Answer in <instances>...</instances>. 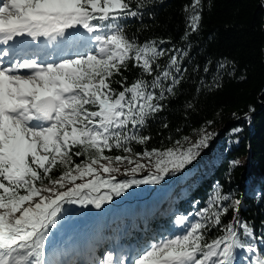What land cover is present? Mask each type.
Wrapping results in <instances>:
<instances>
[{"label":"snow or ice","instance_id":"1","mask_svg":"<svg viewBox=\"0 0 264 264\" xmlns=\"http://www.w3.org/2000/svg\"><path fill=\"white\" fill-rule=\"evenodd\" d=\"M199 4L200 0H193L192 8L197 9ZM129 15H137L131 0L0 3V45L5 46L0 48V264H46V238L64 204L101 208L113 195L120 196L133 185L158 183L169 172V165L173 171L182 169L192 163L202 147H207L211 134L202 135L186 149L177 141V147L135 153V159L131 155H104L105 150L113 148L131 153V141L145 143L149 139L129 134V126L142 127L150 115L162 109L158 102L165 91L161 79L171 76L165 69L151 83L137 78L126 85L124 77L119 81L122 90L111 87V78L121 68L127 69L129 60L133 67L151 76L153 65L160 67L157 58L165 54L155 41L139 45L118 25L107 23ZM199 21V12L194 11L189 17L193 32ZM77 26L94 34L95 48L87 54L47 62L39 52L17 51L15 41L19 37L67 40L72 38L66 35L67 30ZM177 64V57L171 56L168 68ZM174 83L179 81L174 79ZM157 88L161 89L159 95L154 91ZM166 90L173 89L170 86ZM76 147L81 151L73 153ZM85 154L86 161L73 163L72 155ZM145 158L151 167L141 163ZM113 161L134 165L125 169L132 178L117 182L112 173L120 169L112 166ZM58 164L67 170L52 179L50 173ZM239 164V160L231 162L233 167ZM145 167H149L148 176L135 179ZM101 189L103 195H91ZM228 199L219 192L213 198L214 204ZM241 204L235 199L218 211H212L213 205H209L196 214L204 222L195 221L183 235L149 243L132 264H238L241 250L249 254L244 257L246 264H264V254L256 257L257 249L241 239V229L244 237L253 235V228L238 215ZM229 207L236 214L223 226V234L207 240V222L221 224V216ZM187 220L180 215L176 223L183 225ZM101 264H113L112 253Z\"/></svg>","mask_w":264,"mask_h":264},{"label":"trees","instance_id":"2","mask_svg":"<svg viewBox=\"0 0 264 264\" xmlns=\"http://www.w3.org/2000/svg\"><path fill=\"white\" fill-rule=\"evenodd\" d=\"M192 4L193 0H131L132 11L137 15L124 16L113 24L139 45L155 41L158 49H164L165 54L157 58L156 64L160 67L156 68L154 64L151 76L133 67V62L129 60L127 69L121 68L120 73L111 78V87L118 92L122 90L119 81L124 77H127L126 85L137 78L151 83L161 71L167 69L171 72L168 79H161L165 91L158 102L162 109L150 115L142 127L133 129L129 126V134L149 137L145 143L130 142L128 146L134 154L145 149L170 148L177 141L211 125L225 126L229 134L219 137L221 140L218 143L209 138L207 149L205 147L197 161L172 170L168 180L171 183L170 201L175 211L163 215L152 208L150 229L144 231L136 221L120 217L123 203L116 204L113 199L103 203L101 208L93 204L91 208L98 211L111 206L113 240L121 247L140 246L155 239L152 233L157 238L168 237L179 214L192 209L202 210L219 192L229 199L216 204L215 210L228 207L233 200L240 199L242 204L238 215L241 221L253 228L251 237H244L242 229L239 230L241 239L264 254V0H200L195 10ZM194 11L199 12L200 21L198 29L193 32L189 27V17ZM171 56L177 57L178 64L168 68ZM173 78L179 83H174ZM170 86L172 92L166 90ZM154 91L159 95L161 89ZM234 129L240 131L231 133ZM210 146H213L214 154L208 151ZM76 151L81 149H72L73 153ZM126 154L117 148L104 153L111 157ZM248 154H251L252 162L262 177L252 193H245L247 166L231 165L232 161H240ZM86 160L87 154L72 155L74 164ZM112 166L120 169L112 173L113 176L125 174L122 163L113 161ZM65 170L64 165L58 164L50 175L56 179ZM80 182L84 181L77 180V183ZM152 185H133L125 191L121 201L146 208L148 196L153 193ZM103 192L104 189H101L91 195H103ZM234 214L229 207L228 212L221 216V224L213 225L208 221L206 239L222 235L223 226L232 220ZM127 226L129 231L123 233V227ZM97 230L95 226L90 232L95 234ZM87 237L94 242L91 233ZM240 264L244 263L241 261Z\"/></svg>","mask_w":264,"mask_h":264},{"label":"rangeland","instance_id":"3","mask_svg":"<svg viewBox=\"0 0 264 264\" xmlns=\"http://www.w3.org/2000/svg\"><path fill=\"white\" fill-rule=\"evenodd\" d=\"M2 2L3 0H0V3ZM113 22L114 21H108L107 23H113ZM86 35H87V42H88L86 43L87 44L86 49L83 48L82 50H80L81 42H79L76 47L74 46V50H73V47H71L68 51H66L67 53L65 54L62 53L61 56L57 57L56 55L57 53L52 52L47 57V62H53V61L59 62L61 59L74 58L77 54H87L89 50H92L95 48V41L94 39H92V36H93L92 34L89 33V37H88V34L86 32ZM226 128L227 127L222 126V125L221 126L211 125L210 127L204 128L200 132L195 131L193 135L188 136L186 137L187 139H183L179 142H180V145L186 149L191 144L196 143V141L202 135L211 134L210 138H214L215 139L214 141L218 143V141L221 140L220 138H223L229 134ZM231 133H234V130L231 131ZM173 147H177V144L170 148H173ZM206 149L205 147H202L199 150V155L195 157L192 163L197 161ZM208 151L214 154L213 146H210L208 148ZM126 155H131L134 159L136 158L133 152L127 153ZM154 161H155V158L153 157L152 159L153 164H154ZM104 162L105 161H101V163H104ZM121 163L124 167V171L126 168L134 167V165H129L127 161H123ZM141 163L149 165V167L152 166L151 164H149V161L147 158L141 160ZM245 163L248 164L247 161H245ZM149 167H145L141 169L140 171H138L135 174V179H143L144 177L148 176ZM169 169H170L169 172L164 175L163 179H161L158 183H155L152 185V187L154 188L153 193L152 195L148 196L146 208H142L141 205H134L132 202H127L124 200L121 201L125 191L122 192L120 196L113 195L112 199L114 201H117L115 202L116 204L123 203V209H122L123 211H121L120 217L122 218L127 217L128 219L132 221H136V223H138V226L141 227L145 231V230L150 229L149 225H150V215H151L152 208L160 211L163 215H168L170 213H173V211H175V206L170 201L171 183L168 180V176L172 172L171 165H169ZM115 178H116V181L119 182V181L131 179L132 177L125 172L123 176L115 175ZM197 178H199V175L197 176ZM247 188H248V185H247ZM209 205H213L212 211H218V210H215L214 208V206H216V204H214V200L211 201ZM77 207L79 208L77 209ZM207 207H203V209ZM222 208H224V206H222ZM198 212H200V210L192 209V210L187 211L186 213L179 214L177 216V219L180 215H185L188 217V220L183 225L175 223L168 237H174L177 235L185 234V232L190 228V225L197 220H201V222H204L200 216L196 215ZM106 213L109 214L110 216L108 215L109 217L107 216L105 218V220L107 221L104 222V220L101 219V216H104ZM111 214H112L111 206L103 210L95 211L94 209L91 208V204H85V205L64 204L63 205L62 212L58 214V220H57L56 225L50 226L49 228L52 230V232L55 233V238H56V241L58 242L57 247L63 250V253H64L62 257L63 264H99L107 258L108 253H112V259L114 262L113 264H123V262L127 259L128 256L132 254V251L135 249L137 252H135V256L133 257L131 261V264H132V262L137 257V255L140 254L142 250L149 243L143 244L140 246L133 245L129 247H124V246L121 247L120 245H118L112 238V235H114L113 233L114 226H113ZM84 217L87 218L88 222L83 229L82 241L79 243L81 248H79L77 247L79 246V244L77 243L78 241L77 242H75L76 240L73 241L78 231L76 230L74 232L75 235L69 238V230L73 224H76L77 220L83 219ZM95 226L98 228V230L94 234L90 231H92V228H94ZM122 231L123 233H127V231H129V226H127L126 228L123 227ZM89 233H91V237H93L94 242H90V240L88 239L87 235H89ZM152 236L155 239H153L150 243L156 242L162 238H167L165 236L157 238L155 233H152ZM64 239L66 241L65 243H63L64 241H61ZM45 248L50 249L49 247H46V245H45ZM93 251H94V255L96 256L94 260L93 259L90 260L89 255ZM248 255H249L248 253L242 250L239 251L238 253L240 261H242L244 264H246L244 257ZM261 255L262 254L260 252L256 251L255 253L256 257H260Z\"/></svg>","mask_w":264,"mask_h":264},{"label":"bare ground","instance_id":"4","mask_svg":"<svg viewBox=\"0 0 264 264\" xmlns=\"http://www.w3.org/2000/svg\"><path fill=\"white\" fill-rule=\"evenodd\" d=\"M70 32H71L70 29L67 30L66 35L69 34ZM86 32L87 31L82 28L79 32L72 34L71 39L58 40L55 42H50L47 40V38L45 39V41H43L41 37L36 41H32L31 38L24 36V37H19V40H20L19 45H23L25 47V49L28 51L39 52L41 54V56L45 57L46 59L49 56V54H51L52 52L57 53L56 55L58 57V56H61L62 53L63 54L67 53L66 51H68L71 47H73V50H74V46L76 47L79 42H81L80 50H82L83 48L86 49L87 48L86 43H88ZM87 34L89 37V33H87ZM3 47H5V46H3ZM7 62H8L7 58H5V63H7ZM25 71L26 70H21V72H25ZM245 161L248 162V159L245 158ZM248 164H249V162H248ZM249 170H250V172H249ZM248 172H249L248 173L249 178H248V188L247 189H248V191H253L256 187L257 180L259 179V173L257 172L256 168L253 165H250ZM108 215L109 214L106 213L104 216H101V219H103L104 222H106L107 220H105V218ZM87 222H88V220L86 217H84L83 219L77 220L76 224H73L69 230V238L73 237L75 235L74 232L77 230L78 231L76 233L77 235L74 237L73 241L76 240L75 242L78 241L77 243L79 244L82 241L83 229H84L85 225L87 224ZM61 241H64L63 243L66 242L65 239L61 240ZM57 243L58 242L56 241L55 233L52 232L51 229H49L48 236L46 238V244H45L46 247L50 248V249L45 248V249H47V251L45 253L46 264H63L62 257L64 255V253H63V250H61V248L57 247V245H58ZM77 247L81 248L80 244ZM135 252H137V251L134 249L132 251L131 258H129L130 262L132 261L133 257L135 256ZM127 261L128 260H125L123 262V264H127Z\"/></svg>","mask_w":264,"mask_h":264},{"label":"water","instance_id":"5","mask_svg":"<svg viewBox=\"0 0 264 264\" xmlns=\"http://www.w3.org/2000/svg\"><path fill=\"white\" fill-rule=\"evenodd\" d=\"M80 30H81V27H80V26H77L75 29H70V31L73 32V33H77V32H79ZM245 158L248 159V162H249L250 165H253L255 168H256V166H255V164L252 162L251 154H248L246 157L242 158V159L240 160V164H241V165H245V166H247V173H248V169H249L250 165H248V164L245 163ZM256 170H257V172L259 173V179H258V182H257V184H256V185H258V184L260 183V180H261L262 177H261V174H260L259 170H258L257 168H256ZM252 192H255V190H253V191H248V189H247V185H246V191H245V193H252ZM45 251H47V249H45Z\"/></svg>","mask_w":264,"mask_h":264}]
</instances>
